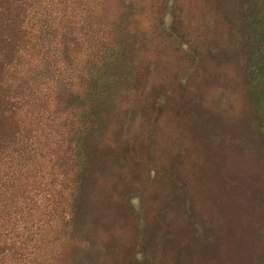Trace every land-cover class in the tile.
Returning a JSON list of instances; mask_svg holds the SVG:
<instances>
[{"label":"trees","instance_id":"trees-1","mask_svg":"<svg viewBox=\"0 0 264 264\" xmlns=\"http://www.w3.org/2000/svg\"><path fill=\"white\" fill-rule=\"evenodd\" d=\"M129 1L114 16L109 0H0V264H64L68 257L102 264L111 253L109 244L95 245L88 229L89 190L96 172L106 176L114 160L132 167L125 149L104 144L114 129L124 134L120 100L128 106L130 98L145 119V106L130 96L138 93L141 49L129 44ZM234 3L254 113L242 140L253 134L264 144V0ZM135 175L123 190L130 201L143 192L142 172ZM258 202L264 212L261 189ZM142 219L136 227L143 233ZM153 235L147 241L139 233L129 246L133 264H158Z\"/></svg>","mask_w":264,"mask_h":264},{"label":"rangeland","instance_id":"rangeland-1","mask_svg":"<svg viewBox=\"0 0 264 264\" xmlns=\"http://www.w3.org/2000/svg\"><path fill=\"white\" fill-rule=\"evenodd\" d=\"M121 1L109 0L110 15H119ZM129 5V44L133 52L137 44L141 49L135 58L138 93L130 96L145 106V119L135 114L130 98L128 106L120 100L127 116L124 134L116 128L104 144L115 152L125 149L132 167L113 159L106 176L96 172L89 190L90 234L97 247L98 242L113 247L101 263L133 264L129 246L141 233L147 241L158 234V264H264V212L258 202L264 144L253 134L242 140L254 113L240 65L238 4L130 0ZM141 172L140 197L122 198ZM146 194L148 199L141 198ZM139 215L143 233L136 227ZM64 264H73L72 258Z\"/></svg>","mask_w":264,"mask_h":264}]
</instances>
